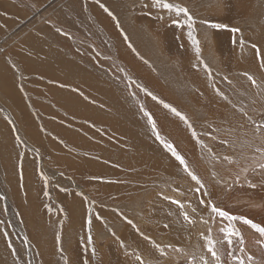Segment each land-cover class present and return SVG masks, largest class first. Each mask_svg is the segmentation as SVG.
<instances>
[{
	"label": "rangeland",
	"instance_id": "obj_1",
	"mask_svg": "<svg viewBox=\"0 0 264 264\" xmlns=\"http://www.w3.org/2000/svg\"><path fill=\"white\" fill-rule=\"evenodd\" d=\"M52 1L0 0V264H264L210 207L264 226V0H168L199 52L152 0H82L75 38Z\"/></svg>",
	"mask_w": 264,
	"mask_h": 264
},
{
	"label": "snow or ice",
	"instance_id": "obj_2",
	"mask_svg": "<svg viewBox=\"0 0 264 264\" xmlns=\"http://www.w3.org/2000/svg\"><path fill=\"white\" fill-rule=\"evenodd\" d=\"M152 4L154 7L166 9L169 13H174L178 17L181 16V14H183V16H184L183 22H181L180 20L174 19V20H172V23L174 25H177L180 27H182L183 25H187V27L189 29L188 37H189V39L192 40V43L194 45H196V50H197V52H199L200 51V48H199L200 42L198 39H196V37L194 35L195 20L192 17V15L190 14L189 9L185 6L178 4V3H170V2H168V0H152ZM105 11H108V9H105ZM109 14L111 15V13H109ZM160 18L162 19L163 17H160ZM205 23H208V22H205ZM208 26L211 28H214V29H221V28L227 27V25L217 24V23L208 24ZM231 31L233 33H238L240 31V29L239 28H233V29H231ZM252 47L254 49H256L257 53H259V49L257 48L256 45H253ZM205 67H207V65H205ZM245 75H248V74L245 73ZM249 79L251 80L252 84H256V80L254 78L249 76ZM148 94L152 95L151 93H148ZM153 99H157V98L153 97ZM160 103L164 104V107L169 109L174 115L179 116L182 120H184L186 123H188L187 117L184 116L179 111H177V109L172 107V105L165 104L163 101H160ZM149 122L152 124L153 129H155V127H156L155 120H153L150 115H149ZM189 127L191 128L190 123H189ZM193 135H195L194 130H193ZM157 138L160 139V142L164 145V147L169 152L172 153V155L180 162V164L184 166V169L186 171H188L187 161L185 160V158L183 156H181L176 151L175 147L170 143H166L163 140V138H161L159 136V133H157ZM189 175L192 177L193 180H196L197 183H200L199 177H197L194 173L189 172ZM197 191H199V189H197ZM175 203H177L179 205V201H175ZM181 207H182V205H181ZM210 207H211L212 213H214L217 216L222 217L226 221H228L227 227L221 228L220 230H221V232H223L225 234V239L229 245L234 243L232 237H236L241 243H243V235H242L241 229L239 227H237V222H242L243 225L250 226L252 229H255L261 236H264V226H262L261 224L255 223L252 219H249V218L243 217V216L232 215L228 211H225V210L217 207L214 204L210 205ZM185 218H187V213H185ZM207 239L209 241V249H208L209 252L215 258L216 264H221L220 256L217 254V251L215 248L216 241L212 240L211 238H207ZM233 259L238 261V264H245L244 258H242L240 256H234ZM248 259L251 260L252 257H248ZM204 264H207V262L205 261Z\"/></svg>",
	"mask_w": 264,
	"mask_h": 264
},
{
	"label": "crops",
	"instance_id": "obj_3",
	"mask_svg": "<svg viewBox=\"0 0 264 264\" xmlns=\"http://www.w3.org/2000/svg\"><path fill=\"white\" fill-rule=\"evenodd\" d=\"M53 1H55V0H53ZM71 1H72V3H71ZM71 1L68 2L67 8H66L67 17H68V20H67L68 24L66 21L59 19V18H57L56 20L51 22L52 31H57L58 33H60V37H62V38H63L64 32H67V30L71 32V34L74 38L77 36L80 37L79 32L77 33V30H76V22H77L76 18L81 16L80 9L84 11V8H83L84 5L81 2L82 0H71ZM52 2H50V4ZM65 24H67V26H69L70 28L67 29ZM45 32H47V30H45ZM70 39H72V37H70ZM64 44H66V46L69 47V49H72V47H73V44L69 40H67L66 43L64 42ZM56 45L59 48V54L60 53L65 54L64 53L65 51L60 48V43H56L55 46ZM263 192H264V189H263Z\"/></svg>",
	"mask_w": 264,
	"mask_h": 264
},
{
	"label": "bare ground",
	"instance_id": "obj_4",
	"mask_svg": "<svg viewBox=\"0 0 264 264\" xmlns=\"http://www.w3.org/2000/svg\"><path fill=\"white\" fill-rule=\"evenodd\" d=\"M242 3H243V2H242ZM244 3H245V2H244ZM222 6H223V5H222ZM177 20H178V19H177ZM172 24H173V23H172ZM168 26H169V25H168ZM158 27H159V26H158ZM160 27H161V26H160ZM160 27H159V28H160ZM168 28H169V27H168ZM154 29H155V28H154ZM154 29H153V30H154ZM157 30H158V29H156L155 31H157ZM164 30H165V29H164ZM157 32H158V31H157ZM160 32H161V31H160ZM161 36H162V35H161ZM5 41H6V40H4L3 42H5ZM179 42H180V41H179ZM26 120H27V119H26ZM28 129H29V128H28ZM29 133H30V132H29ZM32 134L34 135L35 132H32ZM32 134H31V135H32ZM35 137H36V136H35ZM1 150H3V149H1ZM4 153H5V150H4ZM5 155H6V154H5ZM61 162H62V161H61ZM59 163H60V162H59ZM59 165L63 166L64 164H59ZM41 166H42V165H41ZM259 178L262 179V175H261V173L259 174ZM77 190H78V189H77ZM82 190H83V189H80V188H79L78 191H82ZM102 255H103V254H102ZM105 257H106V256H105ZM31 259H32V258H31ZM106 259H107V258H106ZM108 259H109V258H108ZM102 260H104V259L102 258ZM108 262H109V261H107V263H108ZM114 262H115V261H114Z\"/></svg>",
	"mask_w": 264,
	"mask_h": 264
}]
</instances>
